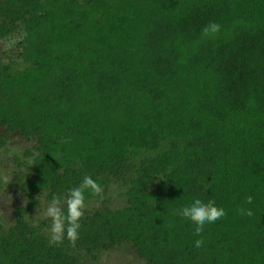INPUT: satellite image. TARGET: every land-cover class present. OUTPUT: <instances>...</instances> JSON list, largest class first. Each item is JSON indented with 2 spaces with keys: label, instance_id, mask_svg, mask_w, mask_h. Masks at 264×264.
<instances>
[{
  "label": "trees",
  "instance_id": "1",
  "mask_svg": "<svg viewBox=\"0 0 264 264\" xmlns=\"http://www.w3.org/2000/svg\"><path fill=\"white\" fill-rule=\"evenodd\" d=\"M0 39V147L28 144L0 264L122 245L144 264H264V0H0ZM86 175L103 199L86 192L79 239L50 245L28 212ZM196 198L226 212L199 236L174 214Z\"/></svg>",
  "mask_w": 264,
  "mask_h": 264
},
{
  "label": "clouds",
  "instance_id": "2",
  "mask_svg": "<svg viewBox=\"0 0 264 264\" xmlns=\"http://www.w3.org/2000/svg\"><path fill=\"white\" fill-rule=\"evenodd\" d=\"M211 29L212 32L219 30V25L211 24L205 28V32ZM102 186L92 179L85 176L82 183L71 189L66 198L62 200L59 195H53L46 208V216L51 220L50 245H60L67 238L73 245L79 239L80 220L84 216L86 209V192L100 197L102 196ZM252 197L246 199V203H251ZM241 214L251 216L253 213L247 209H239ZM174 214L181 216L184 220L190 221L195 225L194 234L201 235L206 224L215 223L226 215L223 208L215 206L214 200L204 202L196 198L190 205L178 209ZM203 239L194 241V246L202 247Z\"/></svg>",
  "mask_w": 264,
  "mask_h": 264
},
{
  "label": "rangeland",
  "instance_id": "3",
  "mask_svg": "<svg viewBox=\"0 0 264 264\" xmlns=\"http://www.w3.org/2000/svg\"><path fill=\"white\" fill-rule=\"evenodd\" d=\"M4 40L0 39V50L4 46ZM28 144L19 138L12 137L3 147H0V224L7 225L11 219V210L23 203L20 197L14 196L10 189V182L15 179L18 168L15 167L13 155H20L22 150ZM122 188L115 183H110L106 191V205L109 207H119L124 204V197L120 195ZM99 200H91L87 206L100 205ZM48 204L39 200L26 216L29 222L36 223L38 220L46 217V208ZM88 264H144V261L127 245L115 247L110 250L101 251L96 255L93 261Z\"/></svg>",
  "mask_w": 264,
  "mask_h": 264
}]
</instances>
